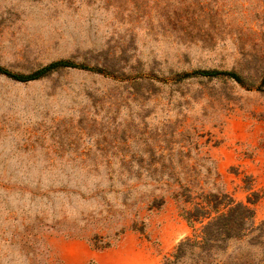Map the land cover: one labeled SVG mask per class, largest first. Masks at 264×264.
Returning a JSON list of instances; mask_svg holds the SVG:
<instances>
[{
    "label": "rangeland",
    "instance_id": "rangeland-1",
    "mask_svg": "<svg viewBox=\"0 0 264 264\" xmlns=\"http://www.w3.org/2000/svg\"><path fill=\"white\" fill-rule=\"evenodd\" d=\"M61 59L112 76L0 75V264H96L138 240L159 264H264V219L247 203L264 187L242 168L264 148V85L166 80L216 69L258 86L264 0H0V66ZM231 202L253 210L252 230L192 246Z\"/></svg>",
    "mask_w": 264,
    "mask_h": 264
},
{
    "label": "trees",
    "instance_id": "trees-1",
    "mask_svg": "<svg viewBox=\"0 0 264 264\" xmlns=\"http://www.w3.org/2000/svg\"><path fill=\"white\" fill-rule=\"evenodd\" d=\"M63 69L83 70V71H88V72H92L95 74H100L105 77L112 76L110 72L105 71L103 69L88 67L86 65L77 64V63H74L73 61L65 60V59L51 62L39 68L35 72L31 74H27V75L14 73L0 66V75H3L16 82L26 83V82L38 80L51 73H54V72H57ZM193 77H200V78L203 77L207 79H215V78L229 79V80L234 81L239 86L246 88L247 90H261L262 86L264 85V78L262 79L261 83L258 86L251 87L247 85L244 79L240 75H238L236 72L222 71V70H216V69H210V70L202 69V70H195L192 72L177 73L166 80H171L173 83H178L185 79H189ZM247 203L249 205H253L255 202H252L248 199ZM230 204L233 205L234 203L231 202ZM215 212L217 215L214 218H212L208 222V224L204 227V229L201 232V236L196 238V240H194L193 242H191V240H187V243L191 242L190 244L192 246H196L199 250H204L206 247H209V243L212 242V239L214 238L216 239L220 237L234 238V237L240 236L241 232L247 233L248 231L252 230L251 227H247L246 229L243 228V221L247 222L249 220H252L253 218V210L249 208L247 205L234 204V206L230 207V209L226 213H219L218 210H216ZM236 213H238L242 217L239 221L234 220V215ZM207 217H210V215H208Z\"/></svg>",
    "mask_w": 264,
    "mask_h": 264
},
{
    "label": "crops",
    "instance_id": "crops-1",
    "mask_svg": "<svg viewBox=\"0 0 264 264\" xmlns=\"http://www.w3.org/2000/svg\"><path fill=\"white\" fill-rule=\"evenodd\" d=\"M243 161L245 165L242 168H245L247 175L253 178L252 187L254 189L264 187V148H259L255 143L253 154ZM254 205L257 215L264 219V196ZM186 231V227L183 226V235ZM176 234L177 231L170 237H175ZM140 244V240L127 245L119 243L104 251L95 252V262L96 264H159L161 255L164 256L165 253L161 254L159 247H153L151 242L142 243L141 248Z\"/></svg>",
    "mask_w": 264,
    "mask_h": 264
}]
</instances>
